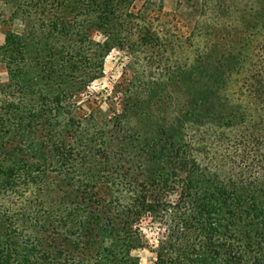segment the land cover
Returning <instances> with one entry per match:
<instances>
[{"label":"trees","instance_id":"trees-1","mask_svg":"<svg viewBox=\"0 0 264 264\" xmlns=\"http://www.w3.org/2000/svg\"><path fill=\"white\" fill-rule=\"evenodd\" d=\"M0 1V23H22L0 45V195H25L19 211L0 206V264H139L144 248L149 264H264V0ZM180 35L197 40L193 61L123 78L106 124L74 141L95 125L75 102L104 57L155 56ZM59 71L73 81L47 74Z\"/></svg>","mask_w":264,"mask_h":264},{"label":"rangeland","instance_id":"rangeland-1","mask_svg":"<svg viewBox=\"0 0 264 264\" xmlns=\"http://www.w3.org/2000/svg\"><path fill=\"white\" fill-rule=\"evenodd\" d=\"M214 2V0H213ZM240 4V2H237ZM197 10L200 12H206L209 10V4H204L202 0L197 2ZM216 7L215 5L210 4V7ZM175 7L174 0H164L163 1V11L168 12ZM0 10L4 12V15L7 16L11 10V5H4L0 1ZM202 16H200V20H202ZM11 26L2 25L0 23V45L4 43L5 40V31L10 28L13 31H19L22 28V23L19 21V18L14 19L11 23ZM157 28H165L166 25L157 23ZM185 28H183L184 30ZM185 31V30H184ZM172 33H175L173 29ZM186 35V34H185ZM185 35H180L177 38L167 37L163 40L160 49L163 48L162 53L158 55L146 54L136 52L135 54H130L123 49L114 48L112 49L103 59V67L102 72L96 79L91 80L89 85L86 87L83 93V101L78 103L75 102L76 105H82L83 108L93 115L94 118V127H86L83 126L76 137L73 138L74 141L76 139L81 138L86 134L94 135L99 128H102L104 124H106V119L109 118L110 110L114 107V97H113V89L117 88V83L122 82L123 78H128L136 80L135 86L138 85V80H142L145 82L161 80L166 76V72L164 68H170L172 65L176 63H191L196 55L197 48V40L193 37H186ZM90 39L94 42H99L102 40V36L93 31L91 33ZM68 41V48L73 50H77V41L76 38L70 36ZM66 41V42H67ZM86 41H88L86 39ZM89 42L84 44L85 47H88ZM159 49V48H158ZM159 49V50H160ZM149 61V62H148ZM150 66V67H149ZM58 73V74H57ZM51 78L57 84L61 83L62 77L65 78V82H72L73 80L69 76H65L66 73L59 71L56 73H50ZM7 79V71L3 65L0 64V82H5ZM233 79L229 82L228 94L230 96L231 103H242V100L237 99V96L232 93ZM1 98V95H0ZM90 100V101H88ZM89 102V104H88ZM86 132V134H83ZM87 163L83 167L86 171H94L95 167L98 165V158L95 153L92 152L91 149L87 146ZM79 170L80 167H79ZM86 177V176H85ZM84 177L77 179L76 183H81ZM18 189V190H17ZM13 190H7L1 193L0 195V206L3 209H6L11 212L19 211V207L23 204L24 196L23 194H19V187ZM28 193H26L27 195ZM62 208L57 207L53 210V214L58 216L61 214ZM9 213V212H8ZM11 221V224L15 227L12 229H16L17 235L19 236V228L23 235H32L33 228H22L19 222ZM146 233L148 237L153 240L155 236L153 230L146 228ZM139 255L140 262L139 264H149L153 259V253L148 249H140L136 251Z\"/></svg>","mask_w":264,"mask_h":264}]
</instances>
